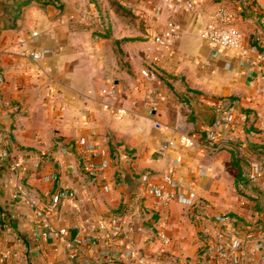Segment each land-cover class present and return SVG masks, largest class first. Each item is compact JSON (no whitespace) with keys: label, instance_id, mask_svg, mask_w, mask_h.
Segmentation results:
<instances>
[{"label":"crops","instance_id":"0c3cea01","mask_svg":"<svg viewBox=\"0 0 264 264\" xmlns=\"http://www.w3.org/2000/svg\"><path fill=\"white\" fill-rule=\"evenodd\" d=\"M18 2L0 0V116L8 117L0 130V264H264V178H250L264 131L235 132L217 113L206 127L194 108L213 110L224 99L238 112L264 109V0H30L13 10ZM221 6L236 12L239 50L201 37ZM169 22L174 40L157 42ZM183 135L191 147L170 145ZM208 137L222 148L206 150ZM92 143L109 160L97 174L80 169ZM145 174L154 183L169 174L176 197L158 205L142 183L129 193L125 177ZM113 213L139 240L98 228ZM45 222L66 233L41 237ZM77 238L91 243L71 258ZM128 242L132 257L124 258ZM105 245L111 256L101 254Z\"/></svg>","mask_w":264,"mask_h":264},{"label":"built area","instance_id":"2783aa9c","mask_svg":"<svg viewBox=\"0 0 264 264\" xmlns=\"http://www.w3.org/2000/svg\"><path fill=\"white\" fill-rule=\"evenodd\" d=\"M167 2L168 0H162ZM192 2H188V6H192ZM236 12L233 8L228 6H221L218 8L212 17V19L207 22L205 27L201 32V37L207 40L210 44L214 46L221 47L226 50H239L242 48L243 36L240 30L235 25ZM36 35V32L33 33ZM175 38V25L172 22L167 24L166 30L161 35L156 36L155 40L160 43H172ZM39 54H33V58H39ZM260 60L264 62V54L260 55ZM142 74L149 79L155 78V75L149 70L145 69L142 71ZM104 96H115L113 90H102ZM147 105L150 110H155L157 103L155 97L152 95V92H149L147 96ZM107 108V105H104ZM214 113L218 114V121L221 124L226 125L230 130L237 131L242 127H258L264 131V109L262 112L256 115H250L245 112H238L235 109L228 106L227 102L224 99L216 101L212 105ZM124 112L123 109L119 110ZM81 142H84L85 139L81 138ZM222 141L215 140L213 137L206 138V142L203 143V147L209 151H218L223 146ZM170 145H176L181 148L191 147L193 141L187 135H183L179 141L175 143H170ZM87 154L82 156L80 161V169L82 172H88L92 174H97L102 171L109 165V160L104 157L103 151L100 150V147L97 144H90L87 146ZM3 158L6 156L2 154ZM97 158H100L97 160ZM251 173L250 178L255 181H259L264 178V147L254 155L251 160ZM201 173H205V170H202ZM142 184L144 186L145 194H153L156 200V204L164 206L167 205L173 198L176 197L173 187V179L169 174H164L162 176L161 183H154L151 181L149 174H145L142 177ZM106 188L105 185L102 186ZM185 198L188 201H192L194 198V189L192 184H185ZM215 220L220 223L228 222V217L226 215H215ZM44 229L41 232V237L46 238L49 234L55 233L58 236H63L66 233L65 228L54 229L49 223H43ZM98 228L100 230L107 231V234L110 236L120 237V240L130 238L133 240H139L138 237L128 234L121 223L120 216L117 213H113L108 216H103L98 220ZM158 237L162 243L166 244L170 241V237L164 229L158 230ZM91 243L90 239L82 240L81 238L75 239L70 246V256L74 258L82 250L84 244ZM126 249L122 253V257H132V252L130 250V243L124 245ZM102 255H112V250L108 245H105L101 250ZM260 261L264 262V254L261 255ZM116 263V262H115ZM132 264H154L148 263L142 258H134ZM186 264V263H182ZM218 264H245L240 260H236V257L225 258Z\"/></svg>","mask_w":264,"mask_h":264},{"label":"water","instance_id":"95a60500","mask_svg":"<svg viewBox=\"0 0 264 264\" xmlns=\"http://www.w3.org/2000/svg\"><path fill=\"white\" fill-rule=\"evenodd\" d=\"M195 115L200 118L204 126L208 127L211 123V120L214 116V111L210 109H203L198 106H194ZM8 126V117L0 116V130H5ZM125 184L127 185V191L129 193L137 191L139 185L142 183V178L137 181H133L129 177H125Z\"/></svg>","mask_w":264,"mask_h":264},{"label":"trees","instance_id":"16d2710c","mask_svg":"<svg viewBox=\"0 0 264 264\" xmlns=\"http://www.w3.org/2000/svg\"><path fill=\"white\" fill-rule=\"evenodd\" d=\"M18 4H16V7L15 6H10L12 7L13 10H17L19 9L22 5H25L26 3H28L30 0H18ZM41 3V5H46L48 3H52L55 5V7H61L59 4H57V0H37ZM8 7V5L6 6Z\"/></svg>","mask_w":264,"mask_h":264},{"label":"rangeland","instance_id":"374dc122","mask_svg":"<svg viewBox=\"0 0 264 264\" xmlns=\"http://www.w3.org/2000/svg\"><path fill=\"white\" fill-rule=\"evenodd\" d=\"M236 192H239V193H241V192H240V190H238V189L236 190Z\"/></svg>","mask_w":264,"mask_h":264}]
</instances>
